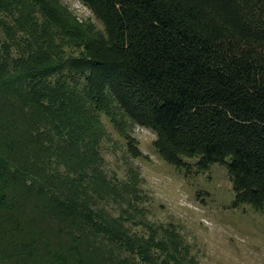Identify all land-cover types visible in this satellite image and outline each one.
<instances>
[{
	"label": "trees",
	"instance_id": "obj_1",
	"mask_svg": "<svg viewBox=\"0 0 264 264\" xmlns=\"http://www.w3.org/2000/svg\"><path fill=\"white\" fill-rule=\"evenodd\" d=\"M75 1L101 27L0 0V264H181L176 233L104 212L131 190L101 146L147 129L168 165L223 166L233 207L264 208V0Z\"/></svg>",
	"mask_w": 264,
	"mask_h": 264
},
{
	"label": "rangeland",
	"instance_id": "obj_2",
	"mask_svg": "<svg viewBox=\"0 0 264 264\" xmlns=\"http://www.w3.org/2000/svg\"><path fill=\"white\" fill-rule=\"evenodd\" d=\"M57 1L76 22L101 27L79 2ZM5 8L0 3L1 27H6ZM12 35L0 28V39L6 43ZM126 132L128 138L123 139L109 128L110 139L101 146L107 176L119 192L125 186L131 190L116 201L102 198L105 213L122 217L128 231L144 238L161 241L168 236L166 231L176 233L181 264H264V208L233 207L234 194L223 166L212 165L204 172L191 168L185 175L157 154L151 131L127 124Z\"/></svg>",
	"mask_w": 264,
	"mask_h": 264
}]
</instances>
